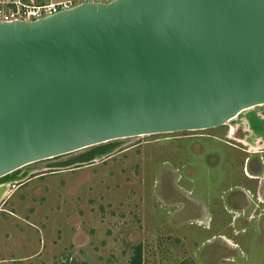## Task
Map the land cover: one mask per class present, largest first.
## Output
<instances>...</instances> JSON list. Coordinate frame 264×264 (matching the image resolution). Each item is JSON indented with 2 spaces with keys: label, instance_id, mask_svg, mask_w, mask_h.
<instances>
[{
  "label": "water",
  "instance_id": "obj_1",
  "mask_svg": "<svg viewBox=\"0 0 264 264\" xmlns=\"http://www.w3.org/2000/svg\"><path fill=\"white\" fill-rule=\"evenodd\" d=\"M263 105L264 0H112L0 22V186L133 137L237 122L264 142Z\"/></svg>",
  "mask_w": 264,
  "mask_h": 264
},
{
  "label": "rangeland",
  "instance_id": "obj_2",
  "mask_svg": "<svg viewBox=\"0 0 264 264\" xmlns=\"http://www.w3.org/2000/svg\"><path fill=\"white\" fill-rule=\"evenodd\" d=\"M229 127L125 139L93 165L10 186L0 203V264H128L136 246L141 264H264V181L242 177L264 149L245 158L244 128L234 141L224 136Z\"/></svg>",
  "mask_w": 264,
  "mask_h": 264
},
{
  "label": "built area",
  "instance_id": "obj_3",
  "mask_svg": "<svg viewBox=\"0 0 264 264\" xmlns=\"http://www.w3.org/2000/svg\"><path fill=\"white\" fill-rule=\"evenodd\" d=\"M112 0H46L35 3L31 0H0V22H32L50 17L78 5L106 4Z\"/></svg>",
  "mask_w": 264,
  "mask_h": 264
},
{
  "label": "flooded vegetation",
  "instance_id": "obj_4",
  "mask_svg": "<svg viewBox=\"0 0 264 264\" xmlns=\"http://www.w3.org/2000/svg\"><path fill=\"white\" fill-rule=\"evenodd\" d=\"M263 117V116H262ZM264 118V117H263ZM235 123V122H234ZM238 128H240V126L238 127ZM238 128L236 129V131L234 132V134H233V140L234 141H236V139H235V135H236V133H237V130H238ZM243 127H241V129H242ZM242 133V134H241ZM238 136H241V135H244L245 137H244V139H242V140H239V139H237V144L238 145H241V146H243V147H245V148H240L241 149V152L242 153H244L245 154V158H248V156H250V157H256V156H254V155H257V153L260 151V150H262V149H264V148H262V149H259V150H257V151H255V150H252V149H250V147L248 146V145H245L244 143H243V140H245V139H249V140H251L252 141V139H255V138H253V136L251 135V133L247 130V128H246V130H245V128H244V130L242 131H240L239 130V133L237 134ZM224 136H226V138H228V137H230V135H229V131H227V133L224 135ZM260 143L261 144H263L264 142H262L261 140H260ZM226 145H228V144H226ZM230 145V144H229ZM232 147H237V146H232ZM248 148V149H247ZM260 154H263V155H260V156H257V160H256V168H255V170H254V173H247V167L245 166V168H244V170H243V173H242V177H243V179H246V181H248V182H250V183H259V181H261V179L264 181V151H262ZM261 159V160H260ZM247 160H249V159H247ZM231 191V190H230ZM241 191H243V189L241 190ZM232 194H234V193H236V192H231ZM238 193H240V194H242L241 192H238ZM232 201H233V203H234V201H235V197L233 196L232 198ZM256 199H258V201L260 202V203H263V200H261L259 197H256ZM237 203V202H236ZM235 203V204H236ZM235 204H233L234 205V207H233V209H235V211L233 210V213L232 214H235L236 215V207L235 206H237V205H235ZM239 216H234L233 217V220L234 221H237V218H238Z\"/></svg>",
  "mask_w": 264,
  "mask_h": 264
},
{
  "label": "bare ground",
  "instance_id": "obj_5",
  "mask_svg": "<svg viewBox=\"0 0 264 264\" xmlns=\"http://www.w3.org/2000/svg\"><path fill=\"white\" fill-rule=\"evenodd\" d=\"M227 125L230 126L229 127V135H230V137H233V134L236 131V129L239 127V125L237 124V122L228 123ZM241 127L245 128V130L247 128L245 124H242ZM243 143L245 145H248L250 147V149L255 150V151L264 148V143L261 144L260 139H252V141L249 139H245V140H243ZM9 187H10V185H7V184H5L4 186H0V199L4 198L7 195Z\"/></svg>",
  "mask_w": 264,
  "mask_h": 264
},
{
  "label": "trees",
  "instance_id": "obj_6",
  "mask_svg": "<svg viewBox=\"0 0 264 264\" xmlns=\"http://www.w3.org/2000/svg\"><path fill=\"white\" fill-rule=\"evenodd\" d=\"M134 252L132 254L131 259L128 264H141V248L140 246H136L133 248ZM70 264H84L76 261H72Z\"/></svg>",
  "mask_w": 264,
  "mask_h": 264
}]
</instances>
